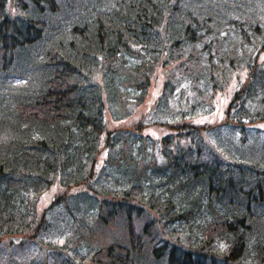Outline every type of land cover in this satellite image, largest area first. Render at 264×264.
Returning <instances> with one entry per match:
<instances>
[{
    "label": "trees",
    "instance_id": "1",
    "mask_svg": "<svg viewBox=\"0 0 264 264\" xmlns=\"http://www.w3.org/2000/svg\"><path fill=\"white\" fill-rule=\"evenodd\" d=\"M229 1L0 0V249L54 250L14 264H143L148 251L216 264L222 242L229 263L264 264V0ZM160 69L151 109L108 129L137 115ZM232 80L224 121H194ZM251 130L253 150L227 159ZM57 181L66 191L40 209Z\"/></svg>",
    "mask_w": 264,
    "mask_h": 264
},
{
    "label": "rangeland",
    "instance_id": "2",
    "mask_svg": "<svg viewBox=\"0 0 264 264\" xmlns=\"http://www.w3.org/2000/svg\"><path fill=\"white\" fill-rule=\"evenodd\" d=\"M75 1H78V0H75ZM83 1L86 3L88 0H83ZM97 1H100V0H97ZM239 1L240 0H230L229 2L233 6H236L239 3ZM64 32H65V30H64ZM200 56H206V55L203 54ZM42 60H44V59H41V61ZM242 74H243L242 76L244 78V73H242ZM163 78L164 77H162V73H161V69H160V71H158L156 73V80L153 81L152 85L149 88L150 90H149V93L145 99L146 100L145 103L140 106L141 108H139V111H138L136 116L131 117L130 119H125V120L119 121V122H113V121H111V119H108L107 128L108 129H114V128H119V127L130 126V124H133L134 123L133 121H135V119H137L138 116L141 117V115H143L146 112V110H148V109L150 110L152 104L156 100V97L160 95V92L162 89L161 86H162ZM229 85L230 86L226 89V91L220 92L217 94V97L219 98V104H218V109H217L216 113H213V114H206V113L205 114H195V116L193 117V120L198 122V123H202V124L207 123L208 125H212V126L223 122L225 119L224 118V112H225L224 106L227 103V99H226L228 97L227 95H228V93L233 91L238 86L237 83H235V81H233V80ZM145 122H147L148 124H146V126H144L142 128L143 132L150 134L151 136L152 135H163V133L165 132V129L162 130V129L158 128L159 126H157L155 124H149L150 121L147 120ZM176 122H178V121H176ZM261 124L264 125V122H261ZM210 127L211 126H209V128ZM219 127H221L222 132H224L223 133L224 138H228V136L233 137V138L234 137L239 138V136H240V130H238L236 128H231L229 126L228 127L219 126ZM251 131L253 134H252L250 140L247 138L248 141L246 143L239 142V144L234 145L232 147V149H230L229 154L227 155V159H229V158L230 159H239L240 158V152L246 153V152H250L251 150H253L251 148V145H252L251 141H253L254 139H259V132L256 133L253 130H251ZM212 133H216V132H211L209 134V136H211ZM99 156L100 157H99V159L97 161V165H96L97 171H98V168L103 169V166H105V164L102 165L104 162V159L107 157L105 149L100 153ZM109 184H110V182H109ZM81 188H82V186H79V187L72 186L69 190H79ZM114 188L117 189L118 187L114 186ZM83 190L84 189H81L79 191H83ZM64 191H66V190H64L63 184L61 182L57 181V183L52 185V187L49 190H47V192L43 193L39 197L40 203H39L38 207L40 209L47 207V205L50 203L51 199L55 198V196H57L58 194H62ZM79 191L77 193H79ZM210 217L211 216H209V218ZM195 218H194V220H195ZM212 218H213V216L210 219H212ZM191 219H193V218H191ZM55 220H56V218H55ZM183 221L184 220H182V221L179 220L176 225H175L176 222L173 224L170 223L169 226H170V228H173V229H177L178 227H183L184 226V224H182ZM160 228L163 230V233L168 232L163 228L162 223L160 224ZM98 232H100V231H98ZM171 234H173L174 237L177 238L179 231L178 232L173 231V232H171ZM186 236H187V233L184 230V232L180 234V238H178V239H180V241L182 240L183 243H186V239H185ZM191 238H193V237H191ZM193 239L195 240V238H193ZM18 240H19V242H17L14 247H12V244L7 242V241H5L1 245L2 248L0 249V264H14L12 262V258L22 259V257H28V255L31 253L37 254L39 257L42 255V253L49 254L52 251H54L50 245L45 247L44 249H42V245H40V242L37 239H36V241H32L29 244L28 243L23 244L19 238H18ZM164 240H166V241L169 240L171 243H175V241L170 239V238L169 239L164 238ZM255 241L256 240H254V242ZM44 242L48 243L47 236L45 237ZM52 242L55 244H60L63 242V237L62 238L55 237ZM256 243H257V241H256ZM253 244L250 243L249 246L253 247L252 246ZM218 251H220L219 252V260H218V262H216V264H232V263H229L228 260H225L227 258H225L223 256L224 255L223 253L227 252V247L224 244V242H222L220 244V249ZM141 259H142L141 261L143 262V264H167L166 255H164L162 258L155 259L152 255V251H151V253L148 251L147 255H144ZM54 261L55 260L51 259L49 261V264H53Z\"/></svg>",
    "mask_w": 264,
    "mask_h": 264
}]
</instances>
